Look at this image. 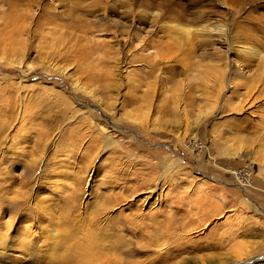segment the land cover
Instances as JSON below:
<instances>
[{
    "label": "rangeland",
    "instance_id": "obj_1",
    "mask_svg": "<svg viewBox=\"0 0 264 264\" xmlns=\"http://www.w3.org/2000/svg\"><path fill=\"white\" fill-rule=\"evenodd\" d=\"M68 263L264 264V0H0V264Z\"/></svg>",
    "mask_w": 264,
    "mask_h": 264
},
{
    "label": "bare ground",
    "instance_id": "obj_2",
    "mask_svg": "<svg viewBox=\"0 0 264 264\" xmlns=\"http://www.w3.org/2000/svg\"><path fill=\"white\" fill-rule=\"evenodd\" d=\"M159 42V41H158ZM159 49V48H158ZM158 53V51H157ZM156 58L158 57L157 55L155 56ZM159 60V59H158ZM222 148V147H221ZM200 205V204H199ZM202 205V204H201ZM200 207V206H199ZM154 216V217H153ZM153 219L154 221L156 220V216L153 215ZM166 223V222H164ZM156 226L153 227V229L151 231H148L146 235L148 238H152V236L154 237H157L159 235L161 236H164L166 235V233H169L168 231V226H165L164 224H159V222L157 224H155ZM149 226V225H148ZM180 235V234H179ZM165 237V236H164ZM168 242V241H167ZM184 243V242H182ZM148 246H145L144 248H146ZM188 247L185 246V245H181V244H177V245H172L170 247V249L165 252V253H161V255H157L155 257V259H151L150 262L151 263H156L158 262V260H161L163 258V260L165 261H170L171 259H176L177 256H179L180 254H182L183 251H185ZM144 250H147V249H142V248H134L132 249V251H135V252H144ZM149 250V249H148ZM160 253V252H159ZM73 261V260H72ZM68 262H71V260H69ZM69 264V263H68Z\"/></svg>",
    "mask_w": 264,
    "mask_h": 264
}]
</instances>
